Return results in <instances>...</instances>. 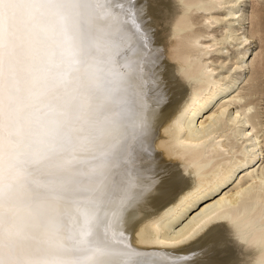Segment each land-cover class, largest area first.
Masks as SVG:
<instances>
[{"label":"snow or ice","instance_id":"6c2138e0","mask_svg":"<svg viewBox=\"0 0 264 264\" xmlns=\"http://www.w3.org/2000/svg\"><path fill=\"white\" fill-rule=\"evenodd\" d=\"M179 7L0 0V264H240L243 241L228 209L194 226L189 217L264 167V100L250 109L257 126L242 129L247 156L214 194L185 210L167 239L141 227L150 206L196 179L165 155L174 95L182 101L189 91L161 35ZM216 7L235 40L220 57L221 90L195 123L243 84L264 96V28L253 25L252 0Z\"/></svg>","mask_w":264,"mask_h":264},{"label":"bare ground","instance_id":"6f19581e","mask_svg":"<svg viewBox=\"0 0 264 264\" xmlns=\"http://www.w3.org/2000/svg\"><path fill=\"white\" fill-rule=\"evenodd\" d=\"M216 2L178 0L180 7L173 10L174 18L166 21L161 30L162 37L167 38L172 70L187 82L189 89L182 101L179 91L174 95V100L180 103L175 105L176 123L167 134L165 155L171 162L179 163L185 172L191 171L196 179L182 192L177 188L168 199L148 208L153 215L141 227L149 236L159 232L160 239H167L173 233V225L185 210L214 194L217 185L229 178L235 163H243L240 156H247L244 152L247 136L242 129L257 126L253 124L257 115L250 111L257 105L250 97L254 86L247 83L233 95L220 99L210 113L195 123L196 114L221 90L217 73L223 71L226 62L220 57L235 40L230 27L222 26L226 22ZM164 14L169 15V10L165 9ZM252 15L259 32L264 27L258 12L254 10ZM255 138L259 140V136ZM222 156L233 163L222 167ZM221 209L230 211L231 222L243 241L239 246L243 249L239 254L240 264H264V167L241 173L231 187L189 217V223L194 226L198 218L219 213ZM157 221L161 225L159 229L154 223Z\"/></svg>","mask_w":264,"mask_h":264},{"label":"rangeland","instance_id":"374dc122","mask_svg":"<svg viewBox=\"0 0 264 264\" xmlns=\"http://www.w3.org/2000/svg\"><path fill=\"white\" fill-rule=\"evenodd\" d=\"M252 4H253V11L255 10L256 12H258V17L260 18V22L264 27V0H257L256 2H252ZM259 57H260V55H259ZM259 57L256 60L257 71H259L260 65L262 63V60ZM250 97L252 99H255V102L257 104L256 107H259L260 102L262 100H264V96H260L256 92H254Z\"/></svg>","mask_w":264,"mask_h":264}]
</instances>
